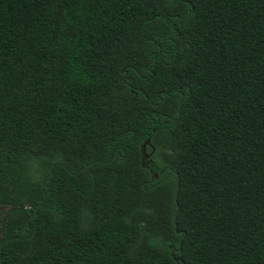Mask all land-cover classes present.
<instances>
[{"label":"trees","instance_id":"16d2710c","mask_svg":"<svg viewBox=\"0 0 264 264\" xmlns=\"http://www.w3.org/2000/svg\"><path fill=\"white\" fill-rule=\"evenodd\" d=\"M0 264H264V0H0Z\"/></svg>","mask_w":264,"mask_h":264},{"label":"water","instance_id":"95a60500","mask_svg":"<svg viewBox=\"0 0 264 264\" xmlns=\"http://www.w3.org/2000/svg\"><path fill=\"white\" fill-rule=\"evenodd\" d=\"M146 143H149V140H147Z\"/></svg>","mask_w":264,"mask_h":264}]
</instances>
